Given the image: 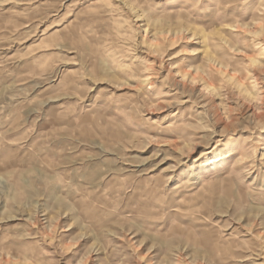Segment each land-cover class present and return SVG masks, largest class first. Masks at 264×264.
Returning <instances> with one entry per match:
<instances>
[{"label":"rangeland","instance_id":"obj_1","mask_svg":"<svg viewBox=\"0 0 264 264\" xmlns=\"http://www.w3.org/2000/svg\"><path fill=\"white\" fill-rule=\"evenodd\" d=\"M0 264H264V0H0Z\"/></svg>","mask_w":264,"mask_h":264}]
</instances>
